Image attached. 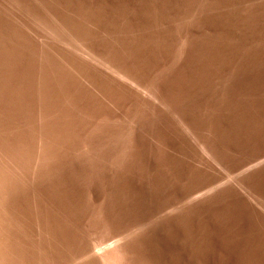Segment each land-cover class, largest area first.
<instances>
[{"label": "rangeland", "instance_id": "rangeland-1", "mask_svg": "<svg viewBox=\"0 0 264 264\" xmlns=\"http://www.w3.org/2000/svg\"><path fill=\"white\" fill-rule=\"evenodd\" d=\"M0 264H264V0H0Z\"/></svg>", "mask_w": 264, "mask_h": 264}]
</instances>
